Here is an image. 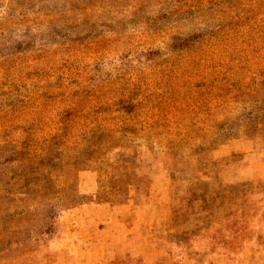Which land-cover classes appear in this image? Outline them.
I'll return each instance as SVG.
<instances>
[{"label":"rangeland","instance_id":"rangeland-1","mask_svg":"<svg viewBox=\"0 0 264 264\" xmlns=\"http://www.w3.org/2000/svg\"><path fill=\"white\" fill-rule=\"evenodd\" d=\"M89 226L264 243V0H0V264Z\"/></svg>","mask_w":264,"mask_h":264},{"label":"crops","instance_id":"crops-1","mask_svg":"<svg viewBox=\"0 0 264 264\" xmlns=\"http://www.w3.org/2000/svg\"><path fill=\"white\" fill-rule=\"evenodd\" d=\"M127 229V225L122 224ZM129 228V227H128ZM121 232L119 228L102 236L96 245V233L90 226L75 238L72 264H174L166 250L156 249L152 229L148 233ZM79 236V237H80ZM204 264H264V243L247 238L239 248L226 251L220 247L214 253L203 252ZM134 260V261H133Z\"/></svg>","mask_w":264,"mask_h":264}]
</instances>
